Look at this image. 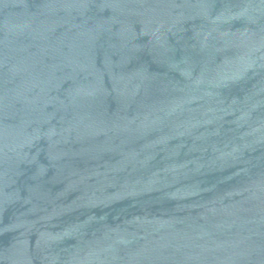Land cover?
Segmentation results:
<instances>
[{"label":"water","instance_id":"1","mask_svg":"<svg viewBox=\"0 0 264 264\" xmlns=\"http://www.w3.org/2000/svg\"><path fill=\"white\" fill-rule=\"evenodd\" d=\"M0 264H264V0H0Z\"/></svg>","mask_w":264,"mask_h":264}]
</instances>
